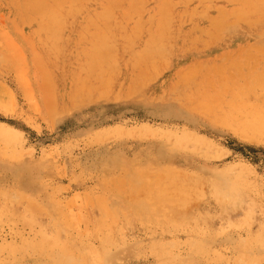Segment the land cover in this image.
<instances>
[{"label":"rangeland","instance_id":"374dc122","mask_svg":"<svg viewBox=\"0 0 264 264\" xmlns=\"http://www.w3.org/2000/svg\"><path fill=\"white\" fill-rule=\"evenodd\" d=\"M32 1L0 0V264H264V0Z\"/></svg>","mask_w":264,"mask_h":264},{"label":"bare ground","instance_id":"6f19581e","mask_svg":"<svg viewBox=\"0 0 264 264\" xmlns=\"http://www.w3.org/2000/svg\"><path fill=\"white\" fill-rule=\"evenodd\" d=\"M10 1H12V0H10ZM19 1H24V0H19ZM28 1H31V0H26V2H28ZM36 1H37V0H36ZM36 1H35V2H34V0L32 1L33 5H34V3H36ZM39 1L42 2V5H41V3H40ZM50 1L52 2V3L50 2L51 5H52V4L54 5V3L56 2L55 0H50ZM57 1H59V0H57ZM64 1H66V0H64ZM64 1L62 2V0H60L59 2H61V3L63 4ZM72 1H73V0H72ZM74 1L76 2V0H74ZM74 1H73V4L75 5ZM135 1H136V0H133V1H132V3H133L132 6L135 8L136 11H138V10H140L139 8L142 7L143 5L140 3L141 6L139 5V6H137V8H136L135 6L137 5V2L135 3ZM214 1H215V0H214ZM217 1H218V0H217ZM221 1H222V0H221ZM236 1L238 2V0H236ZM236 1H235V2H236ZM244 1H245V0H244ZM244 1H243V3H244ZM257 1H258V0H256V3H257ZM262 1H263V0H262ZM262 1H261V2H262ZM4 2H5V1H4ZM45 2H47V1H45V0H38L37 3L39 4V6H38V4H36V7H34L35 5L33 6L34 8H37L38 10H37V9H34V10H33L34 12H33V11H32V12H33L34 14L40 12V10H39V8H38V7H40V6H41V8L44 9V10H45V9L47 10V8H49V7L52 8L51 6H47V7H46V5H48V4H45V6L43 7V5H44ZM78 2H80V1L77 0L76 3H78ZM104 2H105V1H104ZM124 2H125V1H124ZM129 2H130V1H129ZM139 2H141V0H140ZM179 2H180V1H179ZM188 2H189V1H188ZM192 2H193V1H192ZM192 2H191V0H190V3H192ZM199 2H200V1H199ZM202 2H203V1H202ZM219 2H220V1H219ZM222 2H224V1H222ZM229 2H230V1H229ZM229 2H227V3L229 4ZM231 2H232V0H231ZM239 2H240V1H239ZM250 2H251V0H250ZM250 2H245V3L247 4V6H248V10H249V8L253 7V6H252L253 4H251ZM261 2H260V3H261ZM263 2H264V1H263ZM263 2H262V3H263ZM1 3H2V2H1ZM1 3H0V4H1ZM12 3H13V2H12ZM22 3H23V2H22ZM22 3H21V4H22ZM61 3H60V4H61ZM65 3H66V2H65ZM113 3H115V0H114V2L110 3V5L113 4ZM116 3H117V0H116ZM116 3H115V5H118V4H119V2H118L117 4H116ZM134 3H135V4H134ZM145 3H146V2H144V4H145ZM162 3H163V2H162ZM162 3H161V4H162ZM165 3H166V2H165ZM165 3H164V4H165ZM203 3H204V2H203ZM225 3H226V2H225ZM240 3H242V0H241ZM9 4H10V2H9ZM14 4H16V3H14ZM26 4L29 5L28 7L31 6V5H30V2H28V3H26ZM73 4H72V2L70 1V6H68V7H70V13H71V9H72L71 5H73ZM80 4H81V3H80ZM95 4H96V3H95ZM120 4H121V3H120ZM147 4H149V3H147ZM166 4L169 5V3H166ZM207 4H208V3H207ZM257 4H259V3H257ZM5 5H6V4H5ZM17 5H19V8H20V4H17ZM53 5H52V6H53ZM93 5H94V4H93ZM105 5H106V4H105ZM115 5L112 6V8L115 7ZM121 5H122V4H121ZM127 5H129V4H127ZM127 5H126V6H127ZM145 5H146V4H145ZM237 5H238V4H237ZM6 6H8V5H6ZM24 6L26 7L27 5L24 4ZM54 6H55V5H54ZM56 6H57V9H58V6H59V5L56 4ZM60 6H61V5H60ZM60 6H59V7H60ZM118 6H119V5H118ZM118 6H117V7H118ZM124 6H125V4H124ZM132 6H131V8L128 7L129 10H132V8H133ZM163 6L165 7V6H167V5H162V6L160 5V7H163ZM170 6H171V8H173V7L176 6V5H174L173 7H172V5H170ZM191 6H192V5H191ZM198 6H199V5H198ZM212 6H213V4H212ZM228 6H229V5H228ZM3 7H4V6H3ZM22 7H23V6H22ZM22 7H21V8H22ZM28 7H27V8H28ZM62 7H63V6H62ZM62 7H61V8H62ZM65 7H66V6H65ZM65 7H64V8H65ZM109 7H110V6H109ZM117 7H115V9H118V8H119V7H118V8H117ZM138 7H139V8H138ZM146 7H148V6H146ZM160 7H159V10H158V11H161V10L164 8V7H163V8L160 9ZM168 7H169V6H168ZM176 7H178V6H176ZM244 7H245V6H244ZM8 8H9V6H8ZM14 8L17 9L18 7H14ZM23 8H24V7H23ZM41 8H40V9H41ZM50 8H49V11H50ZM66 8H67V7H66ZM85 8H86V6H85ZM97 8H98V7H97ZM102 8H103V7H102ZM123 8H124V7H123ZM171 8H167V9L169 10V9H171ZM198 8H199V7H198ZM198 8H197V9H198ZM208 8H209V7H208ZM254 8H256V7H255V4H254L253 9H254ZM6 9H7V7H6ZM24 9H25V8H24ZM29 9L31 10V9H32V6H31ZM29 9H28V10H29ZM42 9H41V12L43 11ZM68 9H69V8H68ZM82 9H83V8H82ZM105 9H108V12H109V14H110L111 7H110V10H109L108 6H107V8H105ZM156 9H157V8H156ZM173 9H175V8H173ZM188 9H189V8H188ZM195 9H196V8H195ZM197 9H196V10H197ZM218 9H219V8H218ZM245 9H247V7H245ZM253 9H251V12L254 14ZM256 9H258V8H256ZM4 10H5V8H4ZM26 10H27V9H26ZM30 10H29V11H30ZM54 10H56V7H55V9H52L51 12H52V11L54 12ZM58 10H59V9H58ZM60 10H61V9H60ZM65 10H66V9H65ZM73 10H75V9H73ZM118 10H119V9H118ZM133 10H134V9H133ZM141 10H143V9H141ZM165 10H166V8H165ZM165 10H164V11H165ZM196 10H195V11H196ZM209 10H210V9H209ZM241 10H243V9H241ZM1 11H2V10H1ZM22 11H23V10H22ZM37 11H38V12H37ZM75 11H76V10H75ZM78 11H79V10H77V13H78ZM104 11H105V10H104ZM164 11L162 10L161 12H163V14H164ZM200 11H201V10H199V12H200ZM207 11H208V9H207ZM223 11H224V10H223ZM238 11H239V10H238ZM238 11H237L238 16L235 15V14H233V13H231V14L236 16V21H237V17H238V18H239L238 21L242 22V21H241L242 15L239 14V12L241 13V11H239V12H238ZM254 11H255V10H254ZM20 12H21V11H20ZM26 12H27V11H26ZM41 12H40V14H41ZM44 12H45V11H44ZM67 12H69V11L66 10V13H67ZM88 12H89V11H88ZM105 12H106V11H105ZM108 12H107V13H108ZM131 12H132V11H131ZM134 12H135V11H134ZM149 12H150V11H149ZM156 12H157V11H156ZM212 12H213V11H212ZM233 12H234V11H233ZM247 12H248V11H247ZM256 12H257V11H256ZM258 12H259V11H258ZM15 13H16V12H15ZM42 13H43V12H42ZM46 13H47V11H46ZM46 13H45V14H46ZM48 13H49V12H48ZM57 13H58V12H57ZM57 13H56V14H57ZM74 13H75V12H74ZM83 13H84V12H83ZM114 13H115V12H114ZM119 13H121V12H119ZM141 13H142V11L140 12V14H141ZM183 13H184V12H182V14H183ZM218 13H219V12H218ZM218 13H217V14H218ZM243 13H244V12H243ZM23 14H25V11L23 12ZM40 14H38V15L40 16ZM45 14H44V15H45ZM56 14H55V15H56ZM62 14H63V13H62ZM72 14H73V13H72ZM75 14H76V13H75ZM117 14H118V13H117ZM163 14L161 13V16H163ZM182 14H181V15H182ZM219 14H220V13H219ZM225 14H226V13H225ZM231 14H230V15H231ZM241 14H242V13H241ZM249 14H250V13H249ZM253 14H252V15H253ZM259 14H260V13H259ZM17 15H18V13H17ZM44 15H42V16H44ZM59 15H60V13H59ZM59 15H58V16H59ZM93 15H94V14H93ZM102 15H103V12H102L101 16H102ZM104 15H105V14H104ZM106 15H108V14H106ZM111 15H113V14H111ZM132 15H133V14H132ZM134 15H135V14H134ZM213 15H214V14H213ZM226 15H227V14H226ZM239 15H240V16H239ZM260 15H261V14H260ZM263 15H264V14H263ZM12 16H13V15H12ZM23 16H24V15H22V17H23ZM30 16H31V15H30ZM33 16H34V15H33ZM39 16H37V17L35 16L36 19H37ZM48 16H49V15H48ZM53 16H54V13H53ZM60 16H61V15H60ZM63 16H64V15H63ZM66 16H67V15H66ZM109 16H110V15H109ZM118 16H119V15H118ZM122 16H123V15H122ZM126 16H127V15H126ZM126 16H125V17H126ZM137 16H138V14H137ZM143 16H145V14H144ZM154 16L156 17V15H154ZM161 16H160V17H161ZM165 16H166V15H165ZM165 16H164V17H165ZM169 16H170V14H169L166 18H169ZM187 16H188V15H187ZM190 16H191V15H190ZM199 16H200V15H199ZM214 16H215V15H214ZM222 16H223V15H222ZM224 16H225V15H224ZM224 16H223V17H224ZM244 16L246 17V16H248V15H245V14H244ZM254 16H255V15H254ZM25 17H26V15H25ZM67 17L69 18V16H67ZM123 17H124V16H123ZM139 17H140V15H139ZM139 17H137V18H139ZM164 17H163V18H164ZM180 17H181V16H180ZM182 17H184V16L182 15ZM185 17H186V15H185ZM200 17H201V16H200ZM225 17H226V16H225ZM233 17H234V16H233ZM240 17H241V18H240ZM261 17H263V16H261ZM16 18H17V17H16ZM19 18H21V17H19ZM19 18H18V20H19ZM43 18H44V17H43ZM43 18H41V20H42ZM55 18H57V16H55ZM59 18H62V17H59ZM77 18H78V17H77ZM93 18H96V17L93 16ZM99 18H100V17H99ZM103 18L107 19L106 17H103ZM109 18L111 19V16L108 17V20H109ZM112 18H113V16H112ZM119 18H120V17H119ZM126 18H127V17H126ZM128 18H129V17H128ZM140 18H141V17H140ZM166 18H165V19H166ZM192 18L194 19L193 16H192ZM192 18H191V19H192ZM234 18H235V17H234ZM26 19H27V20H26ZM26 19H24V20H26L28 23L31 22V21L29 20L28 17H26ZM31 19H32V18H31ZM44 19H46V18H44ZM44 19H43V20H44ZM51 19H52V17H51ZM53 19H54V18H53ZM63 19H65V18H63ZM79 19H80V18H79ZM105 19H104V21H107V20H105ZM179 19H180V18H179ZM184 19L186 20V18H184ZM193 19H192V20H193ZM230 19H231V18H230ZM244 19H245V18H244ZM46 20H47V19H46ZM49 20H50V18H49ZM49 20H48V21H49ZM56 20H57V19H56ZM56 20H55V21H56ZM59 20H60V19H59ZM61 20H62V19H61ZM65 20H66V19H65ZM101 20H103V19H101ZM101 20H100V21H101ZM140 20H141V19H140ZM167 20H168V19H167ZM180 20H181V19H180ZM218 20H219V19H218ZM222 20H224V19L222 18ZM222 20H221V22H217V24H216V26L218 25L217 28L214 27L216 21L213 20V21H215V23L212 22V24H214V26H212V27H214V30L217 29L216 32H218L220 29H222V27H223L224 25H227V24H224V25L222 24V25H221V23L223 22ZM245 20H246V19H245ZM257 20H258V19H257ZM261 20H262V19H261ZM20 21H21V20H20ZM48 21H47L46 23H49ZM93 21H94V20H93ZM150 21L152 22V20H150ZM150 21H149V22H150ZM160 21H161V19H160ZM238 21H237V22H238ZM262 21H263V20H262ZM22 22H23V21H22ZM24 22H25V21H24ZM33 22H34V20H33ZM33 22H32V23H33ZM39 22H40V21H39ZM52 22H54V21H52ZM63 22H64V21H63ZM63 22H62V23H63ZM85 22H86V21H85ZM88 22H89V21H88ZM129 22H130V21H129ZM131 22H132V21H131ZM135 22H137V21H135ZM140 22H141V21H140ZM166 22H167V21H166ZM166 22H165V25L169 26V25L167 24V23H169V22H167V23H166ZM249 22H250V21H248V22L246 21V23H249ZM252 22H255V20H254V21L252 20ZM20 23H21V22H20ZM32 23H31V24H32ZM56 23H58V22H56ZM56 23L54 22L55 25H56ZM79 23H80V22H79ZM121 23H122V22H121ZM137 23H139V22H137ZM153 23H154V21H153ZM153 23H148V24L152 25ZM158 23H159V25H162V24H163V22H162V23L158 22ZM170 23H171V21H170ZM206 23H207V22H206ZM210 23H211V22H210ZM232 23H233V22H232ZM244 23H245V22H244ZM246 23H245V24H246ZM258 23H259V22H258ZM36 24H38V28H40L39 23L36 22ZM44 24H45V23H44ZM49 24L52 25L51 23H49ZM100 24H101V23H100ZM107 24H110V22H108ZM123 24H124V23H123ZM130 24H131V23H130ZM219 24L221 25V28H218V27H220ZM260 24H261V23H260ZM14 25H16V24H14ZM41 25H42V23H41ZM55 25H53L52 27H54ZM61 25H62V24H60V26H61ZM92 25H94V24H92ZM101 25H102V24H101ZM144 25H145V23H144ZM191 25H192V24H191ZM194 25H195V24H194ZM200 25H201V23H200ZM209 25H210V24H209ZM23 26H24V24H23ZM25 26H26V24H25ZM57 26H58V25H56V29L58 28ZM102 26H104V25H102ZM106 26H108V25H106ZM106 26H104L105 29L107 28ZM135 26H139L140 29L142 28V27H140V24L135 25ZM152 26H153V25H152ZM152 26H151V29H152ZM167 26H166V27H167ZM170 26H171V25H170ZM184 26H185V25H184ZM195 26H196V25H195ZM197 26H198V25H197ZM242 26H243V25H242ZM52 27H51V28H52ZM77 27H78V26H77ZM94 27H95V26H94ZM125 27H126V25H125ZM127 27H128V26H127ZM148 27H149V26H148ZM209 27H210V26H209ZM243 27H244V26H243ZM29 28H30V27H29ZM36 28H37V27H36ZM54 28H55V27H54ZM61 28H62V27H61ZM83 28H84V27H83ZM86 28H87V27H86ZM104 28H103V29H104ZM123 28H124V27H123ZM133 28H134V27H133ZM204 28H205V27H204ZM232 28H233V27H232ZM44 29H45V28H43V27L41 26V29L39 30V32H41V30H44ZM47 29H49V27H47V28L45 29V31H46ZM56 29H55V30H56ZM88 29H89V28H88ZM95 29H96V28H95ZM95 29H94V30H95ZM105 29H104V30H105ZM114 29H115V28H114ZM117 29H118V26H117ZM126 29H127V28H126ZM137 29H138V28H136V30H137ZM146 29H147V28H146ZM149 29H150V27H149ZM149 29H148V31H150ZM155 29H156V28H155ZM167 29H168V27H167ZM191 29H192V28H191ZM212 29H213V28H212ZM26 30H27V28H26ZM49 30H51V29H49ZM67 30H68V29H67ZM108 30H109V29H108ZM108 30L106 29L107 33H108ZM115 30H116V29H115ZM128 30H129V29H128ZM170 30H171V29H170ZM194 30H195V29H194ZM209 30H210V29H209ZM257 30H258V28H257ZM45 31H44V32H45ZM51 31L53 32L54 30L52 29ZM86 31H87V30H86ZM86 31H83V32H86ZM88 31H89V30H88ZM97 31H98V26H97ZM97 31H96V32H97ZM116 31H117V30H116ZM142 31H143V29H142ZM156 31H157V30H156ZM168 31H169V29H168ZM220 31H221V30H220ZM35 32H36V31H35ZM52 32H51V33H52ZM55 32H56V31H55ZM61 32H62V31H61ZM61 32H60V34H61ZM73 32H74V31H73ZM126 32H127V31H126ZM126 32H125V33H126ZM129 32H130V31H129ZM137 32L140 33L139 30H137ZM137 32H136V33H137ZM197 32H198V31H197ZM197 32H196V33H197ZM214 32H215V31H214ZM237 32H238V31H237ZM45 33H46V32H45ZM47 33H49V32L47 31ZM93 33H94V32H93ZM99 33H100V31H99ZM103 33H104V34H102V33H101V34H102V35H105V32H104V31H103ZM107 33H106V34H107ZM149 33H150V32H149ZM149 33H147V34L149 35ZM159 33H160V32H159ZM168 33H169V32H168ZM200 33L203 34V32H200ZM33 34H34V33H33ZM49 34H50V33H49ZM63 34H64V33H63ZM141 34H142V33H141ZM141 34H140V35H141ZM206 34H207V33H206ZM228 34H229V33H228ZM236 34H237V33H236ZM244 34H245V33H244ZM35 35H36V34H35ZM35 35H34V36H35ZM41 35H42V33H41ZM47 35H48V34H47ZM54 35H55V34H54V32H53V36H54ZM70 35H71V33H70ZM84 35H85V34H84ZM84 35H83V36H84ZM108 35H110V32L108 33ZM151 35H152V34H151ZM168 35H169V34H168ZM198 35H199V34H198ZM198 35H197V36H198ZM77 36H78V35H77ZM86 36H87V35H86ZM89 36H90V35H89ZM91 36H92V35H91ZM113 36H114V35H112V37H113ZM135 36H136L135 38H138V37H137L138 35H135ZM143 36H144V35H143ZM157 36H159V35L157 34ZM199 36H200V35H199ZM210 36H211V34H210ZM236 36H237V35H236ZM238 36H239V34H238ZM48 37H49V36H48ZM50 37H51V36H50ZM74 37H75V36H74ZM84 37H85V36H84ZM87 37H88V36H87ZM92 37H93V36H92ZM98 37H100V36H98ZM112 37H111V38H112ZM161 37H162V35H161ZM161 37H160V38H161ZM203 37H204V36H203ZM212 37L215 38L216 35H215V36L212 35ZM212 37H211V38H212ZM234 37H235V36H234ZM240 37H241V35H240ZM34 38H36V36H35ZM34 38H33V39H34ZM41 38H42V37H41ZM43 38H45V37L43 36ZM96 38H97V35H96ZM96 38H95V39H96ZM100 38H101V37H100ZM119 38H120V37H119ZM163 38H164V37H163ZM255 38H256V37H255ZM30 39H31V38H30ZM45 39H46V38H45ZM52 39L54 40V38H52ZM58 39H59V38H58ZM58 39L56 38V40H58ZM92 39H93V38H92ZM103 39H104V38H103ZM107 39H108V38H107ZM116 39H118V38H116ZM158 39H159V37L157 38V40H155V41L152 40V41L157 42V41H159ZM39 40H40V39H39ZM41 40H43V39H41ZM49 40H51V39H49ZM49 40H48V41H49ZM56 40H55V41H56ZM64 40H65V39H64ZM101 40H102V38H101ZM108 40H109V39H108ZM118 40H119V39H118ZM125 40L127 41V38H125ZM129 40H130V39H129ZM148 40H149V39H148ZM198 40H199V38H198ZM232 40H233V39H232ZM240 40H241V38H240ZM252 40H253V39H252ZM60 41H61V40H60ZM105 41L107 42L106 39H105ZM121 41H122V40H121ZM132 41H133V40H132ZM134 41H135V40H134ZM150 41H151V39H150ZM152 41H151V42H152ZM164 41H165V40H164ZM241 41H242V40H241ZM49 42H50V41H49ZM52 42H54V41H52ZM58 42H59V41H58ZM85 42H86V41H85ZM96 42H97V41H96ZM96 42H94V43H95L96 45H98ZM98 42H99V41H98ZM100 42H101V41H100ZM100 42H99V43H100ZM123 42H124V41H123ZM209 42H210V41H209ZM243 42H244V41H243ZM243 42H242V43H243ZM248 42H249V41H248ZM38 43H39V42H38ZM46 43H47V41H46ZM63 43H65V42H63ZM86 43H87V42H86ZM89 43L92 44L93 42H89ZM132 43H133V42H132ZM132 43H130V44H132ZM141 43H142V42H141ZM240 43H241V42H240ZM32 44H33V43L31 42V45H32ZM43 44H44V43H43ZM57 44H58V43H57ZM83 44H84V43H83ZM83 44H82V45H83ZM91 44H89V45H91ZM95 44H92V45H91V46H92V52H93V53H95V51H97V49H98V48H97V49H95V51H94L93 46H95ZM105 44H106V43H104V45H105ZM145 44H146V42H144V46H145ZM203 44H204V43H203ZM208 44H209V43H208ZM39 45H42V44H39ZM104 45H103V46H104ZM147 45H148V47H151V46L153 47V46H154V45L149 46V44H147ZM155 45H156V44H155ZM162 45H163V44H162ZM162 45H159V47H160V46L163 47ZM32 46H33V45H32ZM37 46H38V45H37ZM49 46H50V45H49ZM55 46H56V45H54V47H55ZM57 46H58V45H57ZM98 46H100V45H98ZM103 46H102V47H103ZM111 46H112V45H111ZM118 46H119V45H118ZM207 46H208V45H207ZM47 47H48V46H47ZM51 47H52V45H51ZM51 47H50V48H51ZM95 47H96V46H95ZM102 47H101V48H102ZM109 47H110V46H109ZM109 47H108V48H106L105 46L103 47V54H102V55L100 54V52H101L102 50H101V51L98 50L99 52H96V53L100 54L101 56H100V55H96V57H100V58H101L103 55H104L103 57H106L107 53H105V51H106L105 49H107V50L109 49L108 51H110L111 49H110ZM124 47H125V46H124ZM134 47H135V46H134ZM148 47H147V48H148ZM154 47H155V46H154ZM197 47H199V46H197ZM220 47H221V46H220ZM222 47H223V46H222ZM235 47H236V46H235ZM263 47H264V46H263ZM34 48H35V47H34ZM34 48H31V49H34ZM40 48H41V47H40ZM99 48H100V47H99ZM104 48H105V49H104ZM111 48H112V47H111ZM113 48H114V47H113ZM113 48H112V49H113ZM117 48H118V47H117ZM139 48H140V47H139ZM223 48H224V47H223ZM229 48H230V47H229ZM231 48H232V47H231ZM256 48L259 49V47H256ZM260 48H262V47H260ZM44 49H45V48H44ZM44 49H43V50H44ZM64 49H65V48H64ZM67 49H68V48H67ZM85 49H86V48H85ZM143 49H144V48H143ZM221 49H222V48H221ZM233 49H234V48H233ZM34 50H35V49H34ZM38 50L40 51V49H38ZM46 50H47V49H46ZM48 50H50V49L48 48ZM53 50H54V48H53ZM60 50H62V49H60ZM77 50H78V49H77ZM104 50H105V51H104ZM158 50H159V48H158ZM216 50H217V49H216ZM219 50H220V48H219ZM225 50H226V49H225ZM250 50H252V49H250ZM254 50H255V49H254ZM32 51H33V50H32ZM39 51H38V52H39ZM63 51H64V50H63ZM65 51H66V50H65ZM67 51H68V50H67ZM88 51H89V50H88ZM111 51H112V50H111ZM111 51H110V52H111ZM115 51H116V50H115ZM146 51H147V50H146ZM159 51H160V50H159ZM199 51H200V50H199ZM205 51H206V50H205ZM205 51H204V52H205ZM258 51H259V50H258ZM33 52H34V51H33ZM46 52H47V51H46ZM55 52H58L57 47H56V51H55ZM125 52H126V51H125ZM127 52H128V51H127ZM152 52H153V51H152ZM208 52H209V51H208ZM34 53H35V52H34ZM49 53H50V51H49ZM52 53H53V52H52ZM63 53H65V52H63ZM79 53H80V52H79ZM108 53H109V52H108ZM143 53H144V50H143ZM149 53H150V51L148 52V54H149ZM153 53H154V52H153ZM156 53H157V52H156ZM159 53H160V52H159ZM161 53H162V52H161ZM164 53H165V52H164ZM185 53H186V52H185ZM188 53H189V52H188ZM190 53H191V52H190ZM55 54H56V53H55ZM60 54H61V53H60ZM60 54H58V55H60ZM86 54H87V53H86ZM116 54H117V53H116ZM126 54H127V53H126ZM151 54H152V53H151ZM47 55H48V54H47ZM50 55H51V54H50ZM56 55H57V54H56ZM65 55H67V54H65ZM79 55H80V54H79ZM92 55H93V54H92ZM135 55H136V54H135ZM135 55H134V56H135ZM137 55H138V54H137ZM185 55H186V54H185ZM185 55H184V56H185ZM249 55H250V53H249ZM249 55H247V56H249ZM36 56H37V55H36ZM36 56H35V57H36ZM62 56H63V55H62ZM90 56H91V55H90ZM90 56H87V58L89 57V58H91L90 60H92L94 55H93L92 57H90ZM112 56H113V55H112ZM124 56H126V55H124ZM149 56H150V55H149ZM156 56H157V54H156ZM203 56H204V55H203ZM48 57H49V56H48ZM52 57H53V56H52ZM63 57H64V59H65V56H63ZM113 57H114V56H113ZM145 57L148 58L147 56H145ZM167 57H169V56H167ZM83 58H84V57H83ZM89 58H88V60H89ZM108 58L110 59L109 56H108ZM114 58H115V57H114ZM124 58H125V57H124ZM137 58H139V61H140V56H139V57L137 56ZM162 58H163V57H162ZM164 58H165V57H164ZM197 58H198V57H197ZM225 58H226V57H225ZM252 58H253V56H252ZM42 59L44 60V59H46V57H43ZM54 59H56V57H54ZM80 59H81V58H80ZM102 59H103V58H102ZM105 59H107V58H105ZM105 59H103L104 62H106ZM112 59H113V58H112ZM116 59H117V58H116ZM151 59H152V58H151ZM189 59H190V58H189ZM222 59H224V57L221 58L220 60H222ZM245 59H246V58H245ZM50 60H51V59H50ZM52 60H53V59H52ZM61 60H62V59H61ZM70 60H71V59H70ZM82 60H83V59H82ZM93 60H95V59H93ZM110 60H111V59H110ZM110 60H109V61H110ZM113 60H114V59H113ZM144 60H145V58H144ZM144 60H143V61L141 60L140 62H144ZM149 60H150V59H149ZM184 60H185V59H184ZM55 61H56V60H55ZM58 61H59V60H58ZM101 61H102V60H101ZM121 61H122V60H121ZM131 61H132V60H131ZM137 61H138V60H137ZM137 61H136V62H137ZM152 61H153V59H152ZM155 61H156V60H155ZM161 61H162V60H161ZM161 61H160V62H161ZM168 61H169V60H168ZM36 62H37V60H36ZM38 62H39V61H38ZM59 62H60V61H59ZM59 62H58V63H59ZM95 62H96V60H95ZM95 62H94V64H93V61H92V64H91L90 66L92 67V65H94V68H96V67H95ZM111 62H113V61H110V63H111ZM136 62H135V64H136ZM140 62H139V63H140ZM157 62H158V61H157ZM46 63H47V61H46ZM48 63H50V62L48 61ZM48 63H47V64H48ZM89 63H91V62H89ZM96 63H97V62H96ZM144 63H145V62H144ZM148 63H149V62H148ZM154 63H155V62H154ZM158 63H159V62H158ZM39 64H42V63L40 62V63H38V65H39ZM74 64H75V63H74ZM84 64H85V63H84ZM102 64H103V63H102ZM104 64H105V63H104ZM106 64H107V63H106ZM111 64H112V63H111ZM114 64H115V63H114ZM114 64H113V65H114ZM150 64H151V63H150ZM50 65H51V64H50ZM66 65H67V64H65L64 67H66ZM72 65H73V64H72ZM85 65H88L87 62H86ZM98 65H99V64H98ZM100 65H101V64H100ZM100 65H99V66H100ZM107 65H108V64H107ZM126 65H127V64H126ZM137 65H138V63H137ZM141 65H143V64H141ZM40 66H41V65H40ZM43 66H45V65H43ZM59 66H60V65H59ZM68 66H69V65H68ZM90 66H89V67H90ZM110 66H111V65H110ZM145 66H147V65H145ZM154 66H155V65H154ZM46 67H47V66H46ZM50 67H51V66H50ZM53 67H54V66H53ZM84 67H85V66H84ZM89 67H87V68H89ZM111 67H112V66H111ZM131 67H132V66H131ZM134 67H135V66H134ZM136 67H137V66H136ZM191 67H192V66H191ZM219 67H220V66H219ZM58 68H59V67H58ZM71 68H72V66H71ZM107 68H109V67H107ZM152 68H153V66H152ZM163 68L165 69V67H163ZM234 68H235V66H234ZM239 68H240V67H239ZM246 68H247V67H246ZM252 68H253V67H251V69H252ZM40 69H41V68H40ZM43 69H44V68H43ZM49 69H50V68H49ZM49 69H48V70H49ZM51 69H52V67H51ZM59 69H60V68H59ZM67 69H68V68H67ZM91 69H92V68H91ZM96 69H97V68H96ZM96 69H94V70H96ZM130 69H131V68H130ZM136 69H137V68H136ZM144 69H145V68H144ZM149 69H150V68H149ZM198 69H199V68H198ZM232 69H233V67H232ZM120 70H121V69H120ZM156 70H157V69H156ZM161 70H162V69H161ZM258 70H259V69H258ZM43 71H44V70H43ZM43 71H42V72H43ZM46 71H47V70H46ZM73 71H74V70H73ZM75 71H76V68H75ZM87 71H88V69H87ZM87 71H86V72H87ZM104 71H105V70H103V72H104ZM140 71H141V69H140ZM148 71H150V70H148ZM47 72H48V71H47ZM50 72H51V71H50ZM55 72H57V71H55ZM79 72H80V71H79ZM114 72H116V71H114ZM135 72H136V71H135ZM145 72H146V71H145ZM45 73H46V72H45ZM45 73L43 72L44 77H45ZM84 73H85V71H84ZM92 73L94 74V72H92ZM108 73H109V72H108ZM110 73H111V72H110ZM141 73H143V72H141ZM146 73H147V72H146ZM146 73H144L145 76L143 75V77H146ZM47 74H48V73H47ZM47 74H46V75H47ZM93 74H91V75H93ZM105 74H106V72H105ZM192 74H193V73H192ZM262 74H263V73H262ZM59 75H60V74H59ZM59 75H58V78H59ZM62 75H63V74H62ZM88 75H89V74H88ZM96 75H97V76H98V75L101 76V75H103V74H100V73H99V74H96ZM116 75H117V74H116ZM120 75H121V74H120ZM136 75H137V74H136ZM172 75H173V74H172ZM193 75H194V74H193ZM237 75H238V74H237ZM263 75H264V74H263ZM263 75H262V78H263ZM56 76H57V75H56ZM85 76H86V75H85ZM89 76H90V75H89ZM155 76H156V75H155ZM79 77H81V76H79ZM90 77H91V76H90ZM98 77H99V76H98ZM112 77H113V76H112ZM133 77H135L134 74H133ZM147 77H148V76H147ZM67 78H68V76H67ZM74 78H75V77H74ZM99 78H100V77H99ZM113 78H114V77H113ZM117 78H118V77H117ZM141 78H142V77H141ZM141 78H140V79H141ZM186 78H187V77H186ZM43 79H44V78H43ZM47 79H48V76L45 78V80H47ZM52 79H53V78H52ZM60 79H61V78H60ZM69 79H70V78H69ZM87 79H88V76H87ZM94 79H95V78H94ZM94 79H93V80H94ZM103 79H104V78H103ZM109 79H111V78H109ZM119 79H120V78H119ZM135 79H136V78H135ZM142 79H145V78H142ZM263 79H264V78H263ZM65 80H66V79H65ZM91 80H92V79H91ZM98 80H99V79H98ZM120 80H121V79H120ZM261 80H262V79H261ZM50 81H51V80H50ZM71 81H72V80H71ZM73 81H74V80H73ZM258 81H259V80H258ZM262 81H263V80H262ZM47 82H48V81H47ZM47 82H44V83L47 84ZM51 82H52V81H51ZM59 82H60V81H59ZM61 82H62V81H61ZM61 82H60V83H61ZM83 82H85V81L83 80ZM99 82H100V80L97 81V83H99ZM154 82H155V81H154ZM54 83H55V82H54ZM78 83H79V82H78ZM78 83H77V84H78ZM100 83H101V82H100ZM113 83H114V82H113ZM146 83H147V82H146ZM151 83H152V82H151ZM42 84H43V83H42ZM48 84L50 85V82H48ZM48 84H47V85H48ZM51 84H52V83H51ZM56 84H57V82H56ZM58 84H59V83H58ZM58 84H57V85H58ZM85 84H86V83H85ZM114 84H115V83H114ZM261 84H262V82H261ZM52 85H53V84H52ZM52 85H51V86H52ZM59 85H60V84H59ZM62 85H63V84H62ZM62 85H60V86H62ZM65 85H66V84H65ZM67 85H68V84H67ZM92 85H93V84H92ZM99 85H100V84H99ZM103 85H104V84H103ZM106 85H107V84H106ZM106 85H105V86H106ZM124 85H125V84H124ZM147 85L149 86V84H147ZM70 86H72V85H70ZM107 86H108V85H107ZM112 86H113V85H112ZM115 86H116V85H115ZM115 86H114V87H115ZM142 86H143V84H142ZM220 86H221V85H220ZM255 86H256V85H255ZM257 86H258V85H257ZM45 87H46V86H45ZM57 87H58V86H57ZM64 88H67V87H64ZM90 88H92V87H89V89H90ZM97 88H98V86H97ZM104 88H105V87H104ZM245 88H246V87H245ZM261 88H262V87L260 86L259 89H261ZM60 89H61V88H60ZM67 89H68V88H67ZM78 89H79V88H78ZM81 89H82V88H81ZM86 89H87V88H86ZM92 89H93V88H92ZM115 89H116V88H115ZM96 90H97V89H96ZM113 90H114V88H113ZM113 90H112V91H113ZM251 90H252V89H251ZM72 91H73V90H72ZM143 91H144V90H143ZM143 91H142V92H143ZM146 91H147V90H146ZM149 91H150V89H149ZM221 91H222V90H221ZM90 92H92V91H90ZM102 92H103V91H102ZM108 92H109V91H107L106 93H108ZM59 93H60V92H59ZM78 93H80V92H78ZM82 93H83V92H82ZM96 93H97V92H96ZM96 93H95V95H96ZM99 93H100V92H99ZM223 93H225V92H223ZM223 93H222V95H223ZM252 93H253V92H252ZM87 94H89V93H87ZM100 94H101V93H100ZM139 94H140V93H139ZM139 94H138V95H139ZM92 95L94 96V94H92ZM138 95H137V96H138ZM220 95H221V94H220ZM252 95H253V94H252ZM255 95H256V94H255ZM60 96H61V94H60ZM64 96H65V95H64ZM64 96H63V98H64ZM81 96H82V94H81ZM99 96H101V95H99ZM175 96H176V95H175ZM78 97H80L79 94H78ZM107 97H108V96H107ZM111 97H112V96H111ZM111 97H110V98H111ZM235 97H236V96H235ZM243 97H244V96H243ZM225 98H226V97H225ZM57 99H58V97H57ZM77 99H79V98H77ZM79 101H80V100H79ZM99 101H100V100H99ZM66 102H67V101H66ZM262 102H263V101H261V103H262ZM61 103H62V102H61ZM66 104H67V103H66ZM76 106L78 107V105H76ZM76 106H75V107H76ZM53 107H54V106H53ZM66 107H67V106H66ZM68 107H69V106H68ZM120 107H121V106H120ZM49 110H50V109H49ZM52 113H53V112H52ZM53 114H54V113H53ZM259 116H260V115H259ZM255 117H256V116H255ZM256 122H257V121H256ZM252 126L254 127V129L258 128V124H257V123L252 124ZM170 140H171V139H170ZM187 145H188V144H187ZM14 146H15V145H14ZM7 147H8V146H7ZM195 147H196V146H195ZM200 149H202V148L200 147ZM209 153H210V152H209ZM200 185H201V184H200ZM198 187H199V186H198ZM192 188H193V187H192ZM184 189L186 190V187H185ZM173 190H174V188H173ZM185 190H184V191H185ZM191 190H195V189H191ZM201 190H203V189H201ZM179 191L182 192L183 189L181 188V190H179ZM169 192H170V195H171V191H169ZM177 192H178V190H177ZM190 192H191V191L189 190V193H190ZM194 192H195V191H194ZM194 192H191V194H192L193 196L196 195ZM196 192H197V191H196ZM164 193H165V192H164ZM164 193H163V194H164ZM166 193L168 194V192H166ZM166 193H165V194H166ZM175 193H176V191H175ZM175 193H174V194H175ZM176 194L178 195V193H176ZM179 194H180V192H179ZM185 194H187V193H185ZM198 194H200V193H198ZM198 194H197V195H198ZM170 195H169V196H170ZM187 195H188V194H187ZM192 195H188V196L192 197ZM197 195H196V196H197ZM173 196H175V197L177 198L176 195H173ZM180 196L183 197V195H178L179 199H181ZM188 196H185V199H186V200H187V198H188L187 202H188L189 200L192 199V198H189ZM164 197H165V196H164ZM171 197H172V196H171ZM168 198H169V197H168ZM226 199H227V197H226ZM159 200H160V199H159ZM177 200H178V198H177ZM181 200H182V199H181ZM186 200H185V202H186ZM229 200H230V199H229ZM171 201H172V200H171ZM172 202H173V201H172ZM169 204H170V203H169ZM174 204L176 205L175 202H174ZM174 204H173V206H174ZM178 204L181 205L179 202H178ZM102 206H104V205H102ZM184 206H185V205H184ZM16 207H17V205H16ZM176 207L178 208L177 205H176ZM180 207H181V206H180ZM19 208H20V207H19ZM181 208H182V207H181ZM106 210H107V208H106ZM183 210H184V209H183ZM164 211H165V210H164ZM25 213H27V212H25ZM29 213H30V212H29ZM27 214H28V213H27ZM31 216H32V215H31ZM249 217H250V216H249ZM251 219H252V218H251ZM251 219H250V220H251ZM250 220H249V221H250ZM44 226H45V225H44ZM46 228H47V227H46ZM55 229H56V228H55ZM44 230H45V229H44ZM49 231H50V230H49ZM58 231H59V230H58ZM43 232H44V231H43ZM42 234H43V233H42ZM53 234L55 235V233H53ZM53 234H52V232H51L50 235H51L52 238H50V239H54V240H55L56 237H55ZM57 234H58V233H56V235H57ZM47 235H48V234H47ZM50 235H48V236L50 237ZM53 236H54L55 238H53ZM57 238H58V235H57ZM47 239H48V238H47ZM54 240H53V241H54ZM57 240H58V239H57ZM55 242H56V240H55ZM52 243H53V242H52ZM52 243H51V244H52ZM53 244H55V245L57 246V243H53ZM49 246H50V245H49ZM52 247H53V246H52ZM43 249H44V248H43ZM34 250H35V249H34ZM35 251H36V250H35ZM81 259H82V258H81ZM81 263H82V262H81ZM84 263H85V262H84ZM84 263H83V264H84ZM86 263H87V262H86ZM86 263H85V264H86Z\"/></svg>","mask_w":264,"mask_h":264}]
</instances>
